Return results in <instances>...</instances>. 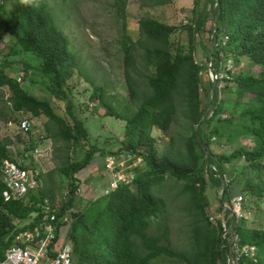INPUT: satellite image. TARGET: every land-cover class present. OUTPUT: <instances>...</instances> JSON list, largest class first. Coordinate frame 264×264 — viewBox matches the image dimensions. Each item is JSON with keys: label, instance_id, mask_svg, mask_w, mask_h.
Masks as SVG:
<instances>
[{"label": "trees", "instance_id": "16d2710c", "mask_svg": "<svg viewBox=\"0 0 264 264\" xmlns=\"http://www.w3.org/2000/svg\"><path fill=\"white\" fill-rule=\"evenodd\" d=\"M2 1L0 39L3 36L11 38L22 52L38 59L41 73L50 77L51 94L63 100L64 84L76 71H81L80 56L72 49L69 37L57 22L47 0ZM67 1L60 0L62 4ZM172 1L145 0L141 6L159 7ZM198 1L195 0L198 22L185 25L189 45L173 49L171 38L179 29L144 17L138 21L139 38L133 40L126 30L125 1L114 0L117 16L121 19L124 78L130 101L136 104L137 100L130 76V70L135 69L134 55L137 49L143 51L142 66L147 72L149 93L144 95L135 112L126 116L105 101L103 87L94 82L91 84L94 95L106 107V116L125 122L124 135L127 141L124 150L141 159L148 168L133 179L119 183L109 195L89 201L80 211L72 210L80 184L76 175L90 165L96 153H100L92 145L79 160H71V148L84 146L88 142L85 124L75 114L74 105L69 99H65L66 117H61L55 113L49 101L40 100L27 92L21 82L18 83L14 76L4 72L5 67L0 68V88L7 89L8 103L13 112H24L34 118L44 115L56 129L53 139L63 143L64 155L56 170L66 193L59 206L70 209L72 214L68 223L59 225L65 227V239L72 246V264H160L162 260L172 261L173 264H218L219 261L225 264L224 253L220 248V220L216 217V222L212 223L206 215L207 180L203 172L208 171L212 184L221 186L219 176L224 175L222 164L241 160L255 169L264 168V0H206L210 4V11L206 15L205 9L197 5ZM7 2L15 12L5 11ZM206 21L209 24L207 59L210 61L212 58L214 67L218 66L219 51H223L226 58L233 61V67L239 60L246 59L259 69L258 75H238L229 79L237 85L238 105L243 104L246 94L256 97V105L244 104L241 115L228 120L238 129L237 135L242 132L250 137V148H238L220 157L210 152L211 137L209 139V132L205 133L201 129L204 123L201 122L204 109L200 95L202 67L193 59L191 41L204 28ZM225 36L228 41L223 45ZM214 43L218 44L217 48ZM179 82L184 89V116L190 130L183 141L185 153L166 151L159 154L152 130L158 129L162 133L170 131L177 113L174 93ZM227 87L228 81L224 92ZM212 88L209 79L208 107ZM212 108L213 114L205 120L206 128L212 125L220 113V106L213 105ZM210 133L217 137L223 136L217 125L210 129ZM32 149L34 145L31 142L25 144V150ZM5 159L14 161L8 155L7 142L0 139V165ZM53 173L55 171L44 176L45 183L53 181ZM166 178L182 183V193L189 202L194 228L189 233V250L185 253L171 250L169 228L157 221L164 213V204L152 193V189ZM132 186H135V191ZM237 189L232 187L234 191ZM245 189L258 197L264 195L261 189L250 183L245 184ZM4 190L5 185L0 177V260L4 259L6 249L16 245V233L38 226L44 201L51 204L53 201L52 189L43 191L39 187L29 192L23 200L10 201L2 197ZM227 195H231L230 189L228 193L224 191L223 196ZM220 209L223 214L222 206ZM31 216L34 217L31 223L15 226L14 219L26 221ZM153 222L157 223L155 234L149 232ZM243 223L242 219L237 226L242 245L256 247L257 252L253 262L241 258L239 264H264V230L245 229Z\"/></svg>", "mask_w": 264, "mask_h": 264}, {"label": "rangeland", "instance_id": "374dc122", "mask_svg": "<svg viewBox=\"0 0 264 264\" xmlns=\"http://www.w3.org/2000/svg\"><path fill=\"white\" fill-rule=\"evenodd\" d=\"M119 1H125L126 30L133 40L139 38L138 21L141 18L149 17L179 29L171 38L173 49L178 46L187 47L189 45L185 25L189 26L191 23L196 24L198 22L195 0H173L172 3L159 7L141 6L145 0ZM47 2L57 22L69 37L72 49L77 51L80 56L81 71H76L64 84V99L58 100L51 94L50 77L41 73L39 60L31 54L22 52L15 41L7 36L0 39V68L5 67L4 72L14 76L15 79L19 72L23 74L21 85L25 90L40 100L49 101L55 113L61 117H66L65 99H69L74 105L75 114L85 124L88 142L84 146L71 148V160H79L92 145L101 154L96 153L90 165L76 175L80 184L76 192L78 198L74 200L72 210L80 211L89 203L87 201L91 198V192V199L107 196L104 195V191L109 187V182L113 177L111 172L102 167L106 159L114 160L115 172L121 182L133 179L135 176L146 172L148 168L145 162L124 150V143L127 141L124 135L125 122L106 116V107L94 95L91 83L94 82L95 85L104 88V99L108 104L123 115L130 116L135 112L144 95L149 93L146 81L147 72L142 66L143 51L137 49L134 55L135 69L130 70L137 97L136 104H133L130 101V93L124 78L121 19L117 16L114 0H69L66 4H62L60 0H47ZM197 5L205 9V15L210 11V4L206 0H199ZM4 9L15 12L8 2ZM204 24V28L191 40L193 59L202 67L200 73L202 93L200 95L204 109L201 122L204 123L201 129L205 133L209 132L208 138L211 137V141H213H210V152L214 156L220 157L229 155L238 148H250V137L243 135L242 132L237 135L238 129L228 120L236 116L239 117L244 104L256 105V97L246 94L242 100L243 104L238 105L237 85L232 80H228L224 100L219 105L220 113L212 125L206 128L205 120L213 114V108L208 110L207 106L209 91L207 67L209 63V59H207L209 34L207 31L209 24L207 21ZM258 72L257 66L248 63L246 59H242L234 65V74L231 75V78L238 75H258ZM183 92V85L179 82L174 93L177 113L170 131L162 133L158 129L152 130V136L157 139L156 147L159 154L166 151L182 155L185 153L183 141L189 135L190 130L189 123L184 116ZM8 98L7 89L0 88V139L7 142L10 158L21 165L40 172L43 176L41 189L43 191L52 189V204L59 206L60 200L66 193V189L61 187L56 170L64 155L63 143L53 139L56 129L44 115L34 118L24 112H13L8 103ZM24 118L32 122V134L30 136H24L19 131V121ZM216 125L223 136L217 137L210 133V129ZM227 138H229L228 141ZM27 139H30L34 148L39 150L40 154L37 157L32 155L31 150H25ZM221 170L230 179L229 189L238 187L240 191L236 196L241 195L245 199L243 227L245 229L260 228L264 230V195L258 197L245 189V184L250 183L252 186L261 189L264 194V168L255 169L240 160L231 164H222ZM54 171L53 181L45 183L44 176ZM207 172H203L207 180L205 196L208 207L206 208V215H210L214 219L223 217L220 206L226 205L228 199L223 196L222 186H215L210 182ZM132 189L135 191V186H132ZM152 193L156 194L164 204V213L157 221L169 228V247L176 253H185L189 250L188 236L194 228V223L188 209V199L182 193V183L166 178L158 187L152 189ZM236 196H230V198ZM156 224V222L152 223L149 231L151 234H155ZM59 231V238L65 239V227L61 226ZM160 264L173 263L169 260H162Z\"/></svg>", "mask_w": 264, "mask_h": 264}, {"label": "built area", "instance_id": "2783aa9c", "mask_svg": "<svg viewBox=\"0 0 264 264\" xmlns=\"http://www.w3.org/2000/svg\"><path fill=\"white\" fill-rule=\"evenodd\" d=\"M4 5V2L0 0ZM228 41L225 36L222 40L224 45ZM216 48L217 43L213 44ZM208 75L213 84V97L210 92V105L208 110L212 109L213 105L218 107L224 100V89L226 81L231 78L234 73L233 61L226 58L223 51H219L218 66L214 67L212 58L208 63ZM23 79V74L20 72L16 77V81L20 83ZM202 93V89H200ZM212 114V113H211ZM19 131L24 136L32 134V122L29 119L19 121ZM26 145L30 144V139H27ZM32 155L37 157L40 152L34 148L31 150ZM106 171L112 173V179L109 182V187L104 191V195H109L117 189L119 183L118 174L115 172L114 160L106 159L104 161ZM0 177L5 185V190L2 197L5 201L23 200L31 191L37 190L41 186L40 172L36 169L28 168L16 161L5 159L0 165ZM222 186V192L226 191L230 186V179L226 174L219 176ZM125 182V181H124ZM227 195L228 202L222 205L223 217H219L221 232V250L224 253L225 264H239L241 258L254 261V254L257 248L253 246H243L240 234L237 230L239 222L243 219V209L245 199L239 195L230 198ZM229 197V198H228ZM39 216V224L33 230H25L14 235L15 246L6 249L4 259L0 260V264H72V246L66 239L59 238V228L61 225L68 223L72 211L68 208L62 209L61 206H55L47 200L41 205ZM33 216L26 221L14 219V224L17 227L26 225L33 221ZM210 222L215 223L216 218L208 215ZM223 264V262H218Z\"/></svg>", "mask_w": 264, "mask_h": 264}, {"label": "crops", "instance_id": "0c3cea01", "mask_svg": "<svg viewBox=\"0 0 264 264\" xmlns=\"http://www.w3.org/2000/svg\"><path fill=\"white\" fill-rule=\"evenodd\" d=\"M102 167H104V166H102ZM104 171H105V170H104ZM90 180H91V179H90ZM90 189H91V188H90ZM237 190L240 191L239 189H237ZM238 191L231 190V195H232V196H236V195H238V193H239ZM77 198H78V197H76V199H77ZM85 198H86V197H85ZM91 198H92V192H91ZM91 198H90V199L87 198V199H88L87 202L96 199V197H95L94 199H91Z\"/></svg>", "mask_w": 264, "mask_h": 264}, {"label": "water", "instance_id": "95a60500", "mask_svg": "<svg viewBox=\"0 0 264 264\" xmlns=\"http://www.w3.org/2000/svg\"><path fill=\"white\" fill-rule=\"evenodd\" d=\"M211 96L213 97V88H212V93H211Z\"/></svg>", "mask_w": 264, "mask_h": 264}, {"label": "bare ground", "instance_id": "6f19581e", "mask_svg": "<svg viewBox=\"0 0 264 264\" xmlns=\"http://www.w3.org/2000/svg\"><path fill=\"white\" fill-rule=\"evenodd\" d=\"M41 179V178H40Z\"/></svg>", "mask_w": 264, "mask_h": 264}]
</instances>
